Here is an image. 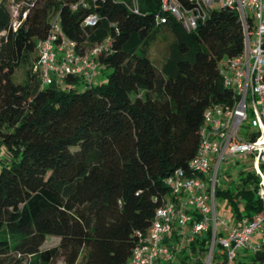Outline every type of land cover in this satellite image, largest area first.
Instances as JSON below:
<instances>
[{"label": "trees", "instance_id": "1", "mask_svg": "<svg viewBox=\"0 0 264 264\" xmlns=\"http://www.w3.org/2000/svg\"><path fill=\"white\" fill-rule=\"evenodd\" d=\"M7 1L0 0V148L10 160L0 165V264H127L169 194L165 179L195 156L204 111L231 99L219 64L243 52L238 14L212 9L187 30L161 0H137V13L123 4L130 0ZM55 19L79 56L108 40L95 57L110 70L105 82L67 76L40 87L30 72L35 43ZM165 32L171 40L157 67L149 52ZM29 64V82L14 83ZM239 180L253 189L215 196L234 207L235 221L262 215L254 173ZM46 237L58 243L41 250ZM209 242L210 231L195 235L177 264H203ZM251 261L264 264V247ZM211 264H226L225 252Z\"/></svg>", "mask_w": 264, "mask_h": 264}, {"label": "built area", "instance_id": "2", "mask_svg": "<svg viewBox=\"0 0 264 264\" xmlns=\"http://www.w3.org/2000/svg\"><path fill=\"white\" fill-rule=\"evenodd\" d=\"M186 1L193 5V12L180 0H161V8L185 29L193 30L213 5L232 7L241 22L244 48L240 55L219 64L223 87L231 92V99L204 111L195 156L186 171L174 170L165 179L169 194L156 209L148 232L140 235L127 264H170L195 235L207 231L210 242L203 264L212 263L217 246L224 250L226 264H233L238 251L250 250L252 254L264 247V213L227 225L217 216L215 196L217 189H228L220 186L222 163L243 157L255 167L256 195L264 208V0ZM79 4L85 6V0ZM123 4L137 13V0ZM85 22L95 24V15ZM107 45L108 40L79 56L75 43L61 34L55 19L50 34L35 43L31 74L41 88L61 83L67 76L92 84L99 71L95 57L106 51Z\"/></svg>", "mask_w": 264, "mask_h": 264}, {"label": "rangeland", "instance_id": "3", "mask_svg": "<svg viewBox=\"0 0 264 264\" xmlns=\"http://www.w3.org/2000/svg\"><path fill=\"white\" fill-rule=\"evenodd\" d=\"M7 3L10 5L11 2L10 0L7 1ZM219 5L215 4L211 7V9H218ZM14 15H16L14 13ZM171 37L168 33H164L163 36L158 38L151 46L150 52H149V57L153 64L157 67H159L162 63V60L164 59L166 55V47L168 43L170 42ZM34 56V55H33ZM30 64L29 65H24L17 69L12 77V80L14 83L17 84H23L26 85L29 82V76L27 75V72L29 70ZM100 70V68H99ZM31 72V70H30ZM110 70H104V74H109ZM105 75L103 77H99L98 83L105 82ZM95 82V81H94ZM94 84H97L96 82ZM59 85V84H58ZM247 123L245 122L244 125ZM10 160V155L7 153V151L3 148H0V165L9 162ZM254 173L255 172V167L253 163L249 160L244 159L243 157H239L238 159H229L226 162H223L221 167H220V174H219V180H220V186L221 187H226L231 189L234 193L236 192L237 189H245V190H252L253 186L246 184L243 185L240 180V174L241 173ZM255 198H257V195L255 193ZM237 206L239 208L240 212H244V200L240 197L236 199ZM217 204V216L220 219H224L226 221L227 225L232 224L235 221L234 218V207L230 204H228L227 200L219 198L216 201ZM58 238L56 237H46V240L44 244L41 247V250L51 248L58 243ZM224 250L217 246L215 248V254L214 257L218 258L219 255L223 252ZM251 251L250 250H241L238 251L235 255V258L233 260V264H236L237 260L241 258V260L244 262V264H256L251 261ZM177 253L175 255V260L173 261L172 264H177ZM25 264H28V260L25 261ZM56 264H63L62 260H58ZM76 264H82L81 259L77 261Z\"/></svg>", "mask_w": 264, "mask_h": 264}, {"label": "crops", "instance_id": "4", "mask_svg": "<svg viewBox=\"0 0 264 264\" xmlns=\"http://www.w3.org/2000/svg\"><path fill=\"white\" fill-rule=\"evenodd\" d=\"M104 70L105 69H102L100 68V70L96 73V75L94 76L93 78V81H92V84H94L95 82L98 83V80H99V77H103L104 78ZM95 81V82H94ZM59 85H62V82L61 83H58Z\"/></svg>", "mask_w": 264, "mask_h": 264}]
</instances>
